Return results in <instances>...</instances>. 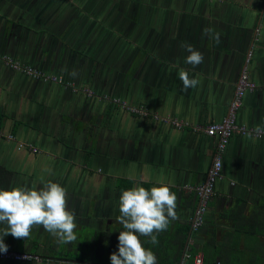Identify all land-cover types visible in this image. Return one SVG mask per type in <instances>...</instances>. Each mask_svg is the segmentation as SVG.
I'll return each mask as SVG.
<instances>
[{
  "label": "crops",
  "instance_id": "0c3cea01",
  "mask_svg": "<svg viewBox=\"0 0 264 264\" xmlns=\"http://www.w3.org/2000/svg\"><path fill=\"white\" fill-rule=\"evenodd\" d=\"M206 28L220 33L219 44ZM184 42L203 53L202 64L185 62ZM3 54L75 87L0 65V189L60 183L78 238L59 244L42 227L27 239L8 235V251L40 261L0 264H111L124 230L116 219L122 191L161 182L178 197L179 219L156 245L141 237L158 264H178L185 251L203 254L204 264H264L263 140L231 137L205 223L190 230L199 201L190 189L204 183L215 153V139L193 128L226 117L243 68L256 89L236 121L264 126V0H0ZM181 68L200 85L185 90ZM104 94L148 114L123 112Z\"/></svg>",
  "mask_w": 264,
  "mask_h": 264
},
{
  "label": "clouds",
  "instance_id": "9594fccd",
  "mask_svg": "<svg viewBox=\"0 0 264 264\" xmlns=\"http://www.w3.org/2000/svg\"><path fill=\"white\" fill-rule=\"evenodd\" d=\"M204 34L220 43V33L212 28L204 29ZM181 47L189 53L185 59L187 64L196 67L203 63V53L190 43L184 42ZM70 75L75 77L77 73L73 70ZM179 79L185 90L196 88L201 83L183 68L179 70ZM261 133H264V126L258 125L248 133V137L255 139ZM177 207L176 193L163 182L150 189L137 185L123 190L116 219L124 230L119 232L118 252L110 255L111 264H158L156 254L144 246L141 237H148L153 245L158 244V235L179 219ZM0 224L5 225L0 228V252L4 253L8 251L5 236L27 239L34 228L42 227L59 244H70L78 238L77 218L74 210L68 207V190L51 180L42 181L35 188L0 189Z\"/></svg>",
  "mask_w": 264,
  "mask_h": 264
},
{
  "label": "built area",
  "instance_id": "2783aa9c",
  "mask_svg": "<svg viewBox=\"0 0 264 264\" xmlns=\"http://www.w3.org/2000/svg\"><path fill=\"white\" fill-rule=\"evenodd\" d=\"M0 65H3L13 72L22 76L28 77L34 81L41 82L43 84H55L65 89L75 91L73 84L67 82L63 77L49 74L43 70L34 67L32 65L19 62L12 56L3 54L0 55ZM256 89L255 85L249 80L246 68H243L241 74L237 80L235 95L230 102L227 115L219 122L208 124L204 129L199 126L193 128L194 131L202 130L209 138L215 139V153L212 162L207 170V175L204 183L196 188H188L198 196V205L193 212V216L190 222L191 233L196 234L203 227L205 223V215L207 212L208 203L214 195V189L219 180L222 179V162L223 155L227 148V145L232 136L248 137V133L254 130L253 127L241 125L237 123L235 113L241 107L242 99L247 92H252ZM84 93L88 96H93L94 93L91 90H84ZM102 101L108 102L112 106L119 110L126 112L130 115L143 117L148 114V109L144 106H132L126 100L109 96L104 94L100 96ZM152 119L155 121H161L163 123H169L177 129H181L185 125L168 118H161L160 116L153 114ZM255 135V133H254ZM9 139L11 137H8ZM249 138V137H248ZM256 140L264 141V133L259 134ZM24 147L23 144H18L17 150H21ZM233 185V183H231ZM40 259L28 254H19L11 251L6 253L0 252V262L8 263H24V262H36ZM178 264H204L203 254H191L185 251L182 254V258Z\"/></svg>",
  "mask_w": 264,
  "mask_h": 264
},
{
  "label": "trees",
  "instance_id": "16d2710c",
  "mask_svg": "<svg viewBox=\"0 0 264 264\" xmlns=\"http://www.w3.org/2000/svg\"><path fill=\"white\" fill-rule=\"evenodd\" d=\"M206 264V263H205Z\"/></svg>",
  "mask_w": 264,
  "mask_h": 264
}]
</instances>
